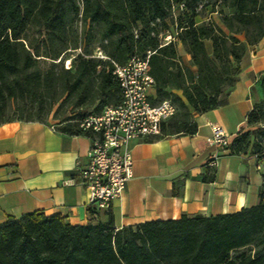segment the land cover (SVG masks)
<instances>
[{"label":"trees","instance_id":"trees-1","mask_svg":"<svg viewBox=\"0 0 264 264\" xmlns=\"http://www.w3.org/2000/svg\"><path fill=\"white\" fill-rule=\"evenodd\" d=\"M180 2L184 8L173 9ZM207 6L220 12L219 23L196 21ZM76 19L90 26L82 38ZM167 31L173 39L164 43ZM263 36L264 0H0V123L63 114V130L86 133L71 120L120 99L112 61L151 50L152 100L168 98L182 108L160 121L155 137L192 133L191 114L227 102L242 56ZM260 87L262 97L246 115L249 128L230 147L264 160V73ZM87 210L88 222L76 225L59 213L8 216L0 222V264H264V176L259 202L234 212L115 228L111 209ZM250 244L253 253L231 257Z\"/></svg>","mask_w":264,"mask_h":264},{"label":"crops","instance_id":"crops-1","mask_svg":"<svg viewBox=\"0 0 264 264\" xmlns=\"http://www.w3.org/2000/svg\"><path fill=\"white\" fill-rule=\"evenodd\" d=\"M178 52L188 62L190 55L179 42ZM263 73L264 36L242 56L227 102L193 112L194 132L132 142V176L110 208L115 228L182 214L234 212L259 202L264 160L237 153L230 143L249 128L246 115L262 97ZM213 124L222 127L227 145L208 142ZM62 125L18 119L0 123V222L30 211L59 213L73 225L88 222V190L74 171L78 160H86L91 140Z\"/></svg>","mask_w":264,"mask_h":264},{"label":"built area","instance_id":"built-area-1","mask_svg":"<svg viewBox=\"0 0 264 264\" xmlns=\"http://www.w3.org/2000/svg\"><path fill=\"white\" fill-rule=\"evenodd\" d=\"M174 8L182 10L184 3ZM162 39L166 43L173 36L167 31ZM150 54L151 50H147L145 55L133 54L123 63L112 61V72L120 84L119 101L79 120V127L86 131L91 142L86 160L76 162L74 178L88 190V207L99 212L111 208L112 200L123 192L132 176V142L159 134L160 121L176 111L172 100L151 98L154 79L148 73ZM95 55L106 57L100 48ZM208 142L228 144L220 125L213 124ZM254 156L257 158V154Z\"/></svg>","mask_w":264,"mask_h":264},{"label":"rangeland","instance_id":"rangeland-1","mask_svg":"<svg viewBox=\"0 0 264 264\" xmlns=\"http://www.w3.org/2000/svg\"><path fill=\"white\" fill-rule=\"evenodd\" d=\"M219 8V7H218ZM225 11H228V9H226ZM220 12H211V8L210 6H207V7H200L199 8V16L196 17V21L200 22L202 20L204 21H209V20H212L214 22H220ZM88 27H90L88 24H84L83 22H81V20H75L74 23H73V28H74V31L76 32V34L78 36H81L82 38V35L84 33V31L86 29H88ZM93 30H95V26L92 28ZM206 44L209 46L210 42L207 41ZM76 51H72L71 52V58L74 57V54H75ZM181 55V58L182 60L184 61L183 59V53L180 54ZM69 61V60H68ZM68 61H65L64 64L68 65L69 62ZM190 60H188V62H185V63H189ZM63 110L62 107L58 108L57 110V113H60L61 111ZM175 114H177V117L181 115L182 113V108L180 107H176V111L174 112ZM173 113V114H174ZM193 114V113H192ZM190 116V119L193 120V116ZM81 115L78 113V115H76L75 119L71 120L72 122H75V121H79L80 120V117ZM66 117L65 115L63 114H58L56 117L53 115V113H50L49 116L46 117V120L48 121H53V122H56V123H59L61 122L62 124H64L66 122V120H64ZM253 250H254V245L253 244H250V245H246L244 247H240V248H237V249H234L231 251V257L232 258H238L239 254L241 252L243 253H253Z\"/></svg>","mask_w":264,"mask_h":264}]
</instances>
